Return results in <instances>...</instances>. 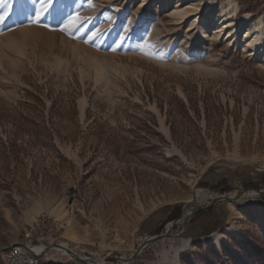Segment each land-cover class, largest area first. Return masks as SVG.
<instances>
[{
	"label": "rangeland",
	"instance_id": "obj_1",
	"mask_svg": "<svg viewBox=\"0 0 264 264\" xmlns=\"http://www.w3.org/2000/svg\"><path fill=\"white\" fill-rule=\"evenodd\" d=\"M157 1L0 4V264H264V0Z\"/></svg>",
	"mask_w": 264,
	"mask_h": 264
},
{
	"label": "bare ground",
	"instance_id": "obj_2",
	"mask_svg": "<svg viewBox=\"0 0 264 264\" xmlns=\"http://www.w3.org/2000/svg\"><path fill=\"white\" fill-rule=\"evenodd\" d=\"M71 1V0H70ZM79 3H81V0H77ZM122 1H125L126 3H128L129 2V0H122ZM134 1V0H133ZM149 1V4H151L152 3V1L153 0H139V2H141V6L143 7L145 4H147V2ZM226 1V0H225ZM162 2H167V4L168 3H170L171 2V0H158L154 5H157V10L155 9V10H153V13L154 12H156V11H158L159 10V8H160V5L159 4H161ZM69 3V2H68ZM138 3V2H137ZM176 3H177V1H176ZM224 3V2H223ZM139 4V3H138ZM215 4H216V2H215ZM148 5V4H147ZM224 5V4H223ZM226 5H228V6H230L229 7V14L231 13V11H232V7L235 5V3L233 2V1H231V0H227L226 1ZM78 7V6H77ZM223 7V6H222ZM224 8L225 7H223V8H221V11H220V13L217 15V13L215 12V11H208V13H207V16L206 17H201L204 21L203 22H201L200 24H201V26H200V28L201 29H205V28H208V25L207 26H204L205 24H210V20L211 19H213V20H215L216 22H218L219 23V25H218V27L217 28H220L221 29V31H223L225 28H228V27H230V26H233V22L232 21H226L225 19L227 18H225L224 19V17H223V15H225V11L226 10H224ZM123 9H125V7L123 8L122 6H119V8H118V10L120 11V12H123ZM196 9H197V7H196ZM226 9V8H225ZM228 11V10H227ZM235 12V11H234ZM233 13V12H232ZM139 15V14H138ZM151 15V14H150ZM149 15V16H150ZM159 15V14H158ZM182 15H184V14H182ZM188 15V14H187ZM232 15V14H231ZM153 16H154V14H153ZM253 17V14L252 13H245L244 15H243V18H242V20H240V24L244 21V19L245 20H247V19H250V18H252ZM152 18V17H151ZM155 18V17H154ZM156 19V18H155ZM198 19V18H197ZM200 20V19H199ZM201 21V20H200ZM192 22V21H191ZM194 22V21H193ZM192 22V23H193ZM196 22V21H195ZM130 23V22H129ZM238 23V22H237ZM146 24V23H145ZM237 25V24H236ZM240 26V25H239ZM150 27V26H149ZM199 28V27H198ZM236 28V27H235ZM142 29V28H141ZM140 29V30H141ZM256 29H258V30H256ZM139 30V29H138ZM245 34H244V41L247 43L246 45H248L250 48H252V49H263V47H262V44L264 43V23H262L261 21L260 22H258V26H254L253 25V27L252 28H248V29H246L245 31H243ZM215 33V32H214ZM232 33V32H231ZM231 33H229V34H231ZM156 35V34H155ZM202 36V35H201ZM232 37H236L237 36V34L236 33H233L232 35H231ZM228 37V36H227ZM262 54H263V52H262ZM246 202H244L242 205H241V207H245V204ZM264 202H262V204H263ZM191 213V212H190ZM190 213H186V215H189ZM212 239H213V241L215 242V244L217 245V246H221L222 245V243L223 242H225L226 241V237L224 236V235H213V236H210ZM203 239H204V237H203ZM59 245H61V244H59ZM39 247V248H38ZM62 247H64V246H56L55 245V247L54 248H56V249H60V248H62ZM37 251H38V249L40 250V252H44L45 250H47V247L45 246V245H40V246H37L36 248H35ZM68 256L69 257H73L74 255L73 254H71V253H69L68 254ZM75 257V256H74Z\"/></svg>",
	"mask_w": 264,
	"mask_h": 264
},
{
	"label": "built area",
	"instance_id": "obj_3",
	"mask_svg": "<svg viewBox=\"0 0 264 264\" xmlns=\"http://www.w3.org/2000/svg\"><path fill=\"white\" fill-rule=\"evenodd\" d=\"M44 238L45 233H40L36 238L39 244H36L33 235L27 234L24 239L6 251L4 264H41L43 257L35 248L42 245L40 241Z\"/></svg>",
	"mask_w": 264,
	"mask_h": 264
},
{
	"label": "snow or ice",
	"instance_id": "obj_4",
	"mask_svg": "<svg viewBox=\"0 0 264 264\" xmlns=\"http://www.w3.org/2000/svg\"><path fill=\"white\" fill-rule=\"evenodd\" d=\"M48 3L49 8L45 11L50 10L51 5L54 3V0H40L41 4ZM0 4H6V0H0ZM11 6H7V10L0 12V24L4 23L10 15ZM42 13L37 10L32 19V23H39ZM87 17H82L79 12H73L70 16L66 17V23H63V26L60 28V31H65L70 28H76L77 30L82 26V24L87 20ZM47 27V25H46ZM95 35V33H93Z\"/></svg>",
	"mask_w": 264,
	"mask_h": 264
},
{
	"label": "water",
	"instance_id": "obj_5",
	"mask_svg": "<svg viewBox=\"0 0 264 264\" xmlns=\"http://www.w3.org/2000/svg\"><path fill=\"white\" fill-rule=\"evenodd\" d=\"M260 192H262V191H260ZM224 198H226V197H225V196H221V197H219L220 200H221V199H224ZM189 215H190V214H189ZM163 236H164V235H158V236H155V237H153V238H150L149 241L156 240V239L161 238V237H163ZM145 245H146V243L142 244L141 247H144ZM65 249H66L69 253L73 254V255L75 256V258H77V259L80 260V261L87 262L88 260H90V259H88V258H83V257L77 255L75 252H73V251L70 250L69 248H65ZM92 261L96 263V261H94V260H92Z\"/></svg>",
	"mask_w": 264,
	"mask_h": 264
}]
</instances>
